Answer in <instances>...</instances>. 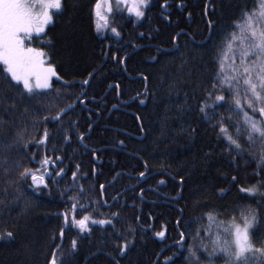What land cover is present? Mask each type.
Instances as JSON below:
<instances>
[{"label": "trees", "instance_id": "16d2710c", "mask_svg": "<svg viewBox=\"0 0 264 264\" xmlns=\"http://www.w3.org/2000/svg\"><path fill=\"white\" fill-rule=\"evenodd\" d=\"M103 2L58 0L41 31L21 35L55 71L49 86L27 87L0 60V264H264V0H211L207 19L201 0L179 23L160 17L164 0L107 19ZM86 96L98 100L92 119L79 105L54 121ZM125 99L129 113L111 108ZM81 135L110 147L108 175L113 165L160 176L178 207L137 193L110 208L92 191L63 201V180L96 179ZM76 211L87 223L64 230L63 212ZM246 217L253 251L237 263L212 238Z\"/></svg>", "mask_w": 264, "mask_h": 264}, {"label": "rangeland", "instance_id": "374dc122", "mask_svg": "<svg viewBox=\"0 0 264 264\" xmlns=\"http://www.w3.org/2000/svg\"><path fill=\"white\" fill-rule=\"evenodd\" d=\"M103 18L111 12L130 10L137 16L144 15L148 0H104ZM58 0H0V60L13 75L31 89L49 86L55 71L47 64L42 51L26 47L22 34L37 33L50 21ZM105 29V27L103 28ZM253 217L234 222L228 229L217 228L213 246L219 254H230L234 262L247 260L253 251L251 231Z\"/></svg>", "mask_w": 264, "mask_h": 264}, {"label": "flooded vegetation", "instance_id": "af4514ba", "mask_svg": "<svg viewBox=\"0 0 264 264\" xmlns=\"http://www.w3.org/2000/svg\"><path fill=\"white\" fill-rule=\"evenodd\" d=\"M201 0H164V4L161 6V13H160V17H162L164 19V21H167L168 23L170 22L172 17H175V19H177V22L181 19L182 15L185 13L186 9L187 10H193L196 3L198 2V4H200ZM160 2V0H159ZM206 11H205V18H209V11H214V7H212V3L211 0H207L206 2ZM159 5V4H158ZM165 6V7H164ZM190 6V7H189ZM189 8V9H188ZM159 9V7H158ZM166 11V13H165ZM168 18V20L166 18ZM189 17L188 15L186 16V18ZM170 18V20H169ZM179 23V22H178ZM178 28V26H176ZM185 30L181 29L179 34H184ZM178 36L175 37V42H177ZM145 47H152L153 49H155L157 51L158 49H162L160 52H163L164 49L160 47V45L158 44H153V43H145ZM173 49V48H170ZM85 92V91H84ZM83 94V92H82ZM81 96V95H80ZM86 99H90V97L86 96L85 98L81 99V97L76 100L74 103L70 104L74 105L76 104L75 108H77L79 105H81L83 107L82 110H86V114L89 116L90 119H92V115L93 113L95 114L98 111L97 107L94 108H89L88 105H90L91 103H96L98 100H87L84 101ZM101 102V100H99ZM108 101V100H107ZM105 101L103 102L104 105H108V102ZM129 100H119L116 103L112 104V109L114 107L119 108V106L123 109V112H128V106L129 105ZM84 103V105H83ZM68 107V106H67ZM66 107V108H67ZM74 108V109H75ZM65 109V108H64ZM63 109V110H64ZM67 115V114H66ZM93 128V127H92ZM91 128V129H92ZM77 144L79 145V150L80 153H83V147L85 149V153H87L89 156H93L96 164H94V171L92 172L93 176L96 177L95 180H89V181H93V182H89V187H85L83 185L82 181H77L76 185H69L66 181L63 180V183L61 182V184H63V201H67V200H72V199H90L88 191H92L94 192L96 195V199H102V202L105 204V206L107 208H110L113 204H119L122 206H125L127 204V202L132 199V195L133 193H137L140 201L143 204H148L149 207L150 206H156L158 209L164 210V208L166 207V209L170 208V207H175L177 208L178 206L175 204L177 203L174 199L175 198L173 195H170V185L171 183H166L163 186H160V184H157V182L159 181L160 176H155V174L150 173V175H148V173L143 174L140 178L138 174H133L128 166H125V169L119 170L118 173H115L116 169L114 168L115 166L112 165L113 167V172L114 174H107L108 173V165H105L104 163L102 164L103 161L102 159L105 157L104 154L108 153L110 147L108 146H87L84 144V136L81 135L79 138V142H77ZM119 148H116L117 150H120L119 152H126L125 148H124V144L122 143V146H118ZM121 152V153H122ZM127 153V152H126ZM98 157V158H97ZM100 157H102V159H100ZM100 162V164H99ZM57 171V166L53 165L51 168H49L46 173H45V177L47 180H50L52 177V173L54 171ZM65 172V170L63 169V173ZM54 175V174H53ZM49 176V177H48ZM107 177V178H106ZM46 180H43V185H46ZM123 184V185H121ZM98 185L99 188L97 187ZM116 185H118V187L116 188ZM94 187V188H93ZM89 188H93V190L89 189ZM150 196V199L148 198ZM110 199V200H108ZM75 208V207H74ZM143 209L144 206L141 208V215L143 213ZM76 210H78L76 208ZM64 214H68L67 212H63ZM66 216L67 220H68V226L71 227V224L76 222L77 224H79V226H83L84 224H86V220H84L83 218H79L78 217V213L77 211L73 214H69V216ZM64 217V216H63ZM156 217V216H155ZM64 226H65V217H64ZM98 225L101 224L100 222L97 223ZM68 228V227H67ZM178 243V242H177ZM176 247L177 246H173ZM174 249H172L171 251H173ZM170 258L174 257V256H169ZM167 257V258H169ZM167 258H165L164 260H166Z\"/></svg>", "mask_w": 264, "mask_h": 264}, {"label": "water", "instance_id": "95a60500", "mask_svg": "<svg viewBox=\"0 0 264 264\" xmlns=\"http://www.w3.org/2000/svg\"><path fill=\"white\" fill-rule=\"evenodd\" d=\"M164 7H165V6H164ZM165 13H166V11H165ZM94 74H95V72L92 73V74L90 75V77L88 78V80L84 83V85H85V87H86V90H87V88H88V86H89V84H90V82H91L92 77H93ZM86 90H85V91H86ZM76 104H77V103H76ZM76 104L71 105V106L65 108L63 111H61V112H60V113L54 118V121H59V120H61L66 114H68L70 111H72V110L75 108ZM83 105H84V103H83ZM116 109H117V107H114V108H113V110H116ZM134 115H136V114L134 113ZM137 118H138V117H137ZM138 121H140V120L138 119ZM139 123H140V122H139ZM48 177H49V176H48ZM62 215H63V214H62ZM67 227H68V221H67V218H66V219H65V228H64V230H65ZM64 230H63L62 233H61V239H62V240H63V236H64ZM184 243H185V237H183V240L181 241V244H184ZM181 251H183V247L180 248V252H181ZM179 255H180L179 253L176 254V256H174V257L168 259L166 263H169V262L173 261V260L175 259V257H177V256H179ZM53 264H55V263H53Z\"/></svg>", "mask_w": 264, "mask_h": 264}]
</instances>
